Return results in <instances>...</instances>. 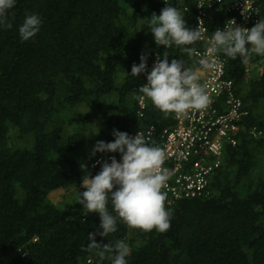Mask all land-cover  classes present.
<instances>
[{
    "label": "trees",
    "instance_id": "obj_1",
    "mask_svg": "<svg viewBox=\"0 0 264 264\" xmlns=\"http://www.w3.org/2000/svg\"><path fill=\"white\" fill-rule=\"evenodd\" d=\"M175 1L187 26L197 28L190 0ZM256 1L251 27L264 20V0ZM162 9L161 0H17L9 11L12 28L0 27V264H112L107 255L101 260L82 250L88 234L102 229L99 214L85 217L78 197L84 175L102 169L95 159L111 154L93 156L97 141L113 142L114 130L133 136L174 121L148 98L141 108L136 97L147 73L130 74L142 54L148 69L155 53L167 51L169 63L188 57L183 46L152 41L148 22ZM26 12L38 14L42 25L23 41ZM209 12L215 21L229 16ZM237 60L229 59L228 70L238 68L242 76ZM257 60L250 62L243 98L249 115L236 144L224 147L211 195L166 205L172 211L167 232L130 229L118 218L117 231L98 235V243L124 240L128 264H264V137L253 138L250 129L264 132V61ZM108 208L115 215L111 200Z\"/></svg>",
    "mask_w": 264,
    "mask_h": 264
},
{
    "label": "clouds",
    "instance_id": "obj_2",
    "mask_svg": "<svg viewBox=\"0 0 264 264\" xmlns=\"http://www.w3.org/2000/svg\"><path fill=\"white\" fill-rule=\"evenodd\" d=\"M161 1L163 2L161 13L159 15L153 13L148 22L150 31L154 34L152 41L166 48L175 45L173 49H177V46H183L182 51L188 57L185 61L172 59L169 63L167 51L162 57L155 53L153 63L148 69V57L142 54L141 63L138 65L134 63L130 73L134 77L147 73V83L139 87V93L142 95L136 98L141 101L145 97L150 99L166 117L172 113L182 117L187 116L191 111L206 110L211 105L212 99L208 94L207 84L200 83L201 72L194 69L199 64L205 70H215L219 63L215 57L220 52L230 59L241 58V62L237 61L241 65L244 64L245 73L242 76L238 68L228 70V74L232 76L235 92L241 98L243 109L247 110L249 115V109L243 98L247 95L245 86H248L249 78L252 76L250 62L253 57L258 58L260 63L264 61L260 59V57L264 58V20H259L251 27L258 17L257 1L249 0V8H246L243 2L244 13H241L237 7V2L241 0H231L228 4L223 0H190L194 9L192 19L197 27L195 29L187 26L185 16L180 11L179 1ZM16 4L17 0H0V27L12 28V24L8 22V14ZM183 8L189 12L187 5H183ZM209 10L217 12L225 10L229 16L226 20H211L212 14ZM242 14L245 15V19L249 18L248 21L241 19ZM233 17H237L242 25L236 26ZM41 25L42 18L38 14L26 12L24 22L19 27L21 39L28 41L35 37ZM197 41L203 42L206 47L201 50L187 47ZM207 50L208 54L200 56ZM257 62L255 66L260 64ZM256 69L254 67L253 71H257ZM113 135L116 137L113 142L97 141L91 154L94 156L97 152L118 151L122 154V162L112 156L110 163L103 162L98 174L94 177L84 175L82 180L84 190L78 197V203L86 210L85 217L87 213L99 214L102 229L88 234L90 242L86 249L82 250L94 253L101 260L107 255L112 260V264H128L126 258L130 256L131 248L124 240H118L113 245L110 242L98 243L96 237L98 235L108 237L109 234L115 233L118 218L130 229L167 232L171 227L172 211L166 208L167 192L163 189L172 173L164 167L167 158L164 149L151 146L141 132L132 136L127 132L114 130ZM81 167L84 170L85 167L87 168L83 164ZM216 171L209 178L208 187ZM109 200L115 215L109 211Z\"/></svg>",
    "mask_w": 264,
    "mask_h": 264
},
{
    "label": "built area",
    "instance_id": "obj_3",
    "mask_svg": "<svg viewBox=\"0 0 264 264\" xmlns=\"http://www.w3.org/2000/svg\"><path fill=\"white\" fill-rule=\"evenodd\" d=\"M243 2L246 8L250 7L249 0L237 2L241 13H244ZM232 19L236 21V26L242 25L237 17ZM241 19L248 21L249 18L245 19L242 14ZM206 54L208 50L200 56ZM215 58L219 61L215 70H205L199 64L194 69L201 72L200 83L207 84L208 94L212 99L206 110L191 111L182 117L172 113L174 121L171 124H151L146 129H137L134 133L136 135L141 132L151 146H158L166 153L164 167L172 173L163 189L167 192L166 205L181 199L210 194L209 178L220 168L225 145L236 143L235 136L243 128V118L248 115V111L243 109L241 98L235 92L233 78L228 74L230 57L219 52ZM145 98L139 101L141 108L146 106ZM250 129L254 137L263 136L261 129ZM112 156L122 162V154L111 153L97 157L94 165L102 168L103 162L110 163Z\"/></svg>",
    "mask_w": 264,
    "mask_h": 264
},
{
    "label": "rangeland",
    "instance_id": "obj_4",
    "mask_svg": "<svg viewBox=\"0 0 264 264\" xmlns=\"http://www.w3.org/2000/svg\"><path fill=\"white\" fill-rule=\"evenodd\" d=\"M260 59L263 60L264 58H263V57H260ZM259 72H260V71H258V73H259ZM246 87H247V85L245 86V89H246Z\"/></svg>",
    "mask_w": 264,
    "mask_h": 264
},
{
    "label": "flooded vegetation",
    "instance_id": "obj_5",
    "mask_svg": "<svg viewBox=\"0 0 264 264\" xmlns=\"http://www.w3.org/2000/svg\"><path fill=\"white\" fill-rule=\"evenodd\" d=\"M140 115H142V114H140Z\"/></svg>",
    "mask_w": 264,
    "mask_h": 264
}]
</instances>
